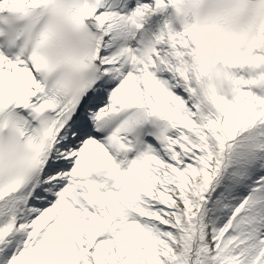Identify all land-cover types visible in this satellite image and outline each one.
I'll return each instance as SVG.
<instances>
[{"label":"snow or ice","instance_id":"6c2138e0","mask_svg":"<svg viewBox=\"0 0 264 264\" xmlns=\"http://www.w3.org/2000/svg\"><path fill=\"white\" fill-rule=\"evenodd\" d=\"M0 264H264V0H0Z\"/></svg>","mask_w":264,"mask_h":264}]
</instances>
